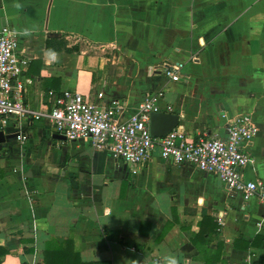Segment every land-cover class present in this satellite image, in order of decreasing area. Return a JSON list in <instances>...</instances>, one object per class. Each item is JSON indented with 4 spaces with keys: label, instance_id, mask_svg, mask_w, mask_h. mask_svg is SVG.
Listing matches in <instances>:
<instances>
[{
    "label": "crops",
    "instance_id": "crops-1",
    "mask_svg": "<svg viewBox=\"0 0 264 264\" xmlns=\"http://www.w3.org/2000/svg\"><path fill=\"white\" fill-rule=\"evenodd\" d=\"M1 26L29 60L31 109L52 106L48 91H69L96 105L119 100L121 120L159 92L161 113L169 107L189 139L223 138L230 121L248 116L257 134L241 174L264 187V0H0ZM49 37L77 50L53 58ZM177 64L175 81L162 75ZM15 126L0 144V264H42L49 240L62 259L47 251V264H166L168 255L202 264L189 242L202 217L216 227L207 246L221 244L216 264H264L255 197L164 163L157 147L127 165L85 142L52 139L44 119L21 125L23 144Z\"/></svg>",
    "mask_w": 264,
    "mask_h": 264
},
{
    "label": "built area",
    "instance_id": "built-area-1",
    "mask_svg": "<svg viewBox=\"0 0 264 264\" xmlns=\"http://www.w3.org/2000/svg\"><path fill=\"white\" fill-rule=\"evenodd\" d=\"M29 60L20 51L17 39L6 26L0 27V132L10 122L16 124L15 140L23 144L27 137L22 124L30 125L44 119L55 134L68 142H85L96 151L106 152L127 165L145 162L154 147L164 163L190 166L214 176L225 188L238 194L244 201L255 197L264 210V187L258 181L242 178L241 171L250 162L246 148L257 134L248 116L230 121L223 138L189 139L180 127H174L162 138H151L148 133L149 114L161 112L157 106L160 93L148 95L135 112L121 120L117 114L121 103L109 100L96 105L87 103L78 93L60 91L52 97L50 109L36 111L24 104L25 88L32 80L25 73ZM177 66H164L162 75L175 81ZM169 107L164 112L169 113ZM220 222V218H217Z\"/></svg>",
    "mask_w": 264,
    "mask_h": 264
},
{
    "label": "trees",
    "instance_id": "trees-1",
    "mask_svg": "<svg viewBox=\"0 0 264 264\" xmlns=\"http://www.w3.org/2000/svg\"><path fill=\"white\" fill-rule=\"evenodd\" d=\"M44 48L46 51L49 52V50L53 52H65V53H71L72 51L77 50L76 47L66 48L64 43L61 41H58L56 38L49 37L44 44ZM51 108V107H50ZM49 108V109H50ZM170 225H165L162 233L165 232V230ZM198 230L196 233L191 234L189 238V242L196 251V258L202 262V264H216L221 261V244L217 243L216 247L214 249H209L207 246L211 242V235L215 231V225L212 223V220L210 218L202 217L200 221L197 223ZM50 240L46 242L44 252L42 254V264H47L45 262V256H49L48 254L53 253L56 258L62 259L61 255L58 254V251L55 250L54 252H51V247L53 246ZM49 245H52L49 247ZM55 245V244H54ZM58 247V245L54 246ZM61 250V249H59ZM48 251V254H47ZM6 254V250L2 247H0V262L1 258ZM74 257L78 259L77 254H74ZM61 264H68V263H61ZM84 264V263H82Z\"/></svg>",
    "mask_w": 264,
    "mask_h": 264
},
{
    "label": "water",
    "instance_id": "water-1",
    "mask_svg": "<svg viewBox=\"0 0 264 264\" xmlns=\"http://www.w3.org/2000/svg\"><path fill=\"white\" fill-rule=\"evenodd\" d=\"M52 36H56L53 34ZM177 124V116L170 113L152 112L149 114L148 133L151 138H162ZM54 140H64V137L57 134L51 136ZM4 141L0 132V144Z\"/></svg>",
    "mask_w": 264,
    "mask_h": 264
},
{
    "label": "clouds",
    "instance_id": "clouds-1",
    "mask_svg": "<svg viewBox=\"0 0 264 264\" xmlns=\"http://www.w3.org/2000/svg\"><path fill=\"white\" fill-rule=\"evenodd\" d=\"M49 55H51L53 58H55V53L51 50H49ZM166 264H179L178 259L173 255H168L165 257ZM133 264H138V261H134Z\"/></svg>",
    "mask_w": 264,
    "mask_h": 264
},
{
    "label": "rangeland",
    "instance_id": "rangeland-1",
    "mask_svg": "<svg viewBox=\"0 0 264 264\" xmlns=\"http://www.w3.org/2000/svg\"><path fill=\"white\" fill-rule=\"evenodd\" d=\"M5 138H6V140L8 141V140H10L11 137H9V136H5Z\"/></svg>",
    "mask_w": 264,
    "mask_h": 264
}]
</instances>
